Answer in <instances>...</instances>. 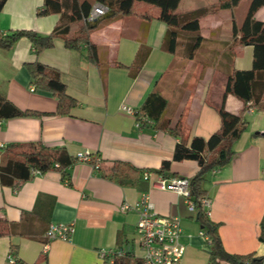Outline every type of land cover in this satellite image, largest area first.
<instances>
[{"label":"crops","instance_id":"0c3cea01","mask_svg":"<svg viewBox=\"0 0 264 264\" xmlns=\"http://www.w3.org/2000/svg\"><path fill=\"white\" fill-rule=\"evenodd\" d=\"M244 1L247 9L240 12ZM250 1L203 16L193 57L188 54L196 35L181 31L175 52L167 51L169 28L158 19L160 10L147 5L139 8L138 16L103 21L91 33L100 66L86 58V47L70 50L62 39L40 52L26 38L11 50L0 49V95L22 111L42 114L0 121V145L5 146L0 149V164L7 161V148L29 143L63 148L74 162L64 174L53 170L34 175L18 189L0 180V217L12 224L10 234L0 237V264H11L10 258L25 264H111L102 254L118 250L140 260L138 212L121 207L136 204L144 195L158 215L180 218L186 246L181 264H211L199 210L191 212L184 197L161 190L143 175L154 176L166 162L167 178L191 179L197 173L198 162L176 161L175 150L178 144L191 147L195 138L208 140L220 129L218 109L229 76L252 69L254 47L241 45L234 37ZM219 2L182 0L178 13ZM42 9L43 0H7L0 14L1 33L27 30L50 35L60 17L39 16ZM147 14L152 18H143ZM254 18L264 23V7ZM33 62L60 72L68 96L76 101L68 114H55L58 98L32 84L26 64ZM152 94L165 105L153 98L149 110L158 120L138 128L136 116L124 108L144 112ZM224 107L239 114L243 103L229 94ZM249 116L256 117L252 123L245 120ZM243 120L247 129L234 144V157L204 182L209 216L201 210L210 224L218 226L228 253L264 256V114L253 108ZM166 123L169 127L160 129ZM177 126L175 136L172 130ZM78 153L99 158L100 169L77 162ZM51 223L73 225L70 240L48 241L45 233Z\"/></svg>","mask_w":264,"mask_h":264},{"label":"trees","instance_id":"16d2710c","mask_svg":"<svg viewBox=\"0 0 264 264\" xmlns=\"http://www.w3.org/2000/svg\"><path fill=\"white\" fill-rule=\"evenodd\" d=\"M7 0H0V14ZM44 9L38 15H59V22L50 35H40L33 31L21 30L10 34H2L0 31V49L11 50L23 38L28 39L36 52L51 48L56 39H62L65 47L76 50L86 47V58L100 66L97 47L91 41V33L97 29L101 22L114 21L120 17L138 16L142 5L155 7L160 10L158 19L168 26L164 48L169 52H175L179 33H194L195 40L191 45L189 57L201 41L199 21L210 13L228 10L236 7L241 0H220L206 8L197 9L187 14L178 13L182 0H43ZM102 4L108 8L107 14L94 23H86L84 19L90 14L95 4ZM264 7V0H251L246 18L239 30L235 29L234 37H239V43L254 47V61L251 70L234 71L228 78L223 102L218 109L221 127L208 140L195 138L191 147L178 144L175 150L176 161L194 160L199 164L197 173L189 179L191 199L199 210V220L206 229L205 235L210 243L211 264H264V256L256 253L237 255L228 253L218 234V226L210 224L202 210L200 200L206 197L204 182L210 172L227 166L235 155L234 144L241 138L247 129V122L243 115L251 107L264 114V23L255 20L254 15ZM143 18L151 19L152 15H144ZM121 66V65H119ZM30 73L32 84L41 90L53 93L58 98V108L55 114H68L76 105V101L68 96L66 86L61 80V74L55 68L43 65L39 62L26 64ZM136 72L140 68L139 65ZM234 95L243 103L239 114H231L225 110L224 103L227 95ZM160 98L152 94L144 105L145 115L153 122L157 117L149 110L153 98ZM161 99V98H160ZM162 100V99H161ZM162 107L165 101L162 100ZM143 112V114H144ZM42 114L32 111H22L14 103L0 95V121L20 117L40 116ZM169 124L160 126L167 129ZM179 127L172 130V134H179ZM7 161L0 164V180L4 186L18 189L24 182L34 176L33 172L45 174L58 170L63 174L73 165V159L63 148L51 149L42 143H29L12 145L6 149ZM170 163H164L159 175H164ZM166 177V176H165ZM12 224L0 217V237L10 234ZM261 240L264 242V226L261 231ZM15 264H25L15 261ZM114 264H141V261L126 255L115 258Z\"/></svg>","mask_w":264,"mask_h":264},{"label":"built area","instance_id":"2783aa9c","mask_svg":"<svg viewBox=\"0 0 264 264\" xmlns=\"http://www.w3.org/2000/svg\"><path fill=\"white\" fill-rule=\"evenodd\" d=\"M107 12L108 8L106 6L100 3L95 4L90 14L84 19V22L94 23L104 17ZM247 106L248 110L252 112L251 103H248ZM124 109L128 114L136 116L138 128L151 121L143 112L135 111L129 107ZM4 147L0 145V149ZM75 159L77 162L91 163L95 169H100L101 160L99 158L94 159L87 154L78 153ZM33 174L40 175L37 171L33 172ZM143 177L145 180L154 179L157 187L161 190L171 191L184 197L191 212L197 210L195 202L191 199L189 179L183 177L167 178L159 174L153 176L150 172H145ZM200 204L201 208L206 209V215L209 216L210 200L207 197L201 198ZM121 210L124 212L129 210L138 212V245L143 252L140 259L141 264H181L186 252V246L181 241L183 229L179 217L158 215L154 211V205L148 195L142 196L141 200L132 206L124 204ZM73 232L74 227L71 224L51 223L46 230L45 237L48 241H68ZM201 234L205 235L203 232ZM125 255L126 252L124 250H118L103 253L102 257L114 264L115 258H121ZM10 263H15V260L10 258Z\"/></svg>","mask_w":264,"mask_h":264},{"label":"rangeland","instance_id":"374dc122","mask_svg":"<svg viewBox=\"0 0 264 264\" xmlns=\"http://www.w3.org/2000/svg\"><path fill=\"white\" fill-rule=\"evenodd\" d=\"M246 5H248V1H244V2H242V4L240 5V7H239V11L241 12L243 9H247V6ZM101 20V19H100ZM255 116L252 118V117H247V119H246V117H245V120L247 121H249V122H253V120H255Z\"/></svg>","mask_w":264,"mask_h":264}]
</instances>
